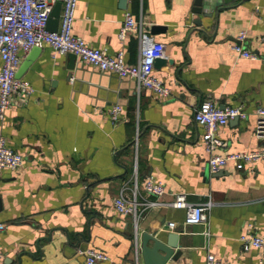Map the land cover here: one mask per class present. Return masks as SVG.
I'll return each instance as SVG.
<instances>
[{"label": "crops", "instance_id": "obj_1", "mask_svg": "<svg viewBox=\"0 0 264 264\" xmlns=\"http://www.w3.org/2000/svg\"><path fill=\"white\" fill-rule=\"evenodd\" d=\"M194 6L195 0L77 3L73 33L111 55L123 50L130 64L138 60L139 43L136 33L120 41L124 13L143 18L144 33L165 45L166 64L153 73L169 87L168 97L138 93L133 79L102 72L72 53H54L49 45L23 56L19 75L34 92L25 105L14 97L0 121L8 147L24 157L21 168L0 175V264H86L78 250L88 248L105 252L113 264H135L138 249L145 264V232L164 242L178 234L181 256L167 264H206L208 253L232 264H264L256 248L244 252L239 240L250 222L264 237V161L253 170L229 166L212 173L204 128L194 118L206 99L220 107L242 104L248 119L219 129L227 145L217 152L264 145L255 132L256 111L264 107V61L231 49L245 30L247 48L264 57V0H205L200 14ZM154 26L160 28L152 33ZM116 103L123 109L112 123L109 110ZM135 172L139 184L151 175L167 190L161 197L166 205L138 221L114 207ZM178 192L192 203H212L206 224H186L185 211L170 206Z\"/></svg>", "mask_w": 264, "mask_h": 264}, {"label": "built area", "instance_id": "obj_2", "mask_svg": "<svg viewBox=\"0 0 264 264\" xmlns=\"http://www.w3.org/2000/svg\"><path fill=\"white\" fill-rule=\"evenodd\" d=\"M61 2L59 26L56 31L47 28L50 14L56 2ZM78 0H0V121L5 119L7 111L13 105V98L20 105L28 103L34 92L32 84L17 76L22 58L33 48L49 45L54 53H72L83 63L96 67L102 72H109L118 77H129L136 82L137 92L149 89L163 97L171 94L161 79L153 71L155 61L164 56L165 45L155 40L152 35L144 33L145 22L142 17L135 18L131 11H125L119 31V39L124 42L130 33H136L139 43V57L136 63H127L125 53L120 50L111 55L106 49L91 47L86 41L73 33L75 11ZM264 39V38H263ZM247 32L242 30L231 49L239 57L253 60H263L258 54L250 51L247 46ZM123 106L113 104L109 110L112 123L120 120ZM195 121L204 128L202 142L209 154L208 167L212 173H217L232 166L235 171L253 170V167L264 161V145L255 150L229 152L220 154L217 151L226 147L227 143L219 135V129L232 119H248L244 105L220 107L212 100L206 99L197 105L194 113ZM255 132L259 139L264 140V107L256 111ZM137 143V139L135 141ZM24 163L21 153L7 145L5 136L0 134V175L5 168L19 169ZM165 185L149 175L142 184L138 183L134 174V183L126 182L114 199V207L120 214H131L138 221L151 208L166 205L161 197L166 193ZM170 206L185 211L186 224H201L208 222V212L212 203H192L187 201L184 193L174 194ZM169 229L175 228L174 222L168 223ZM5 224H0V232ZM208 233V232H207ZM242 251L256 248L261 260H264V237L254 231V224L248 223L244 234L239 238ZM80 255L86 264H113L105 252L95 249H80ZM139 251L135 264H140ZM2 248L0 244V259ZM206 264H232L229 260L207 254Z\"/></svg>", "mask_w": 264, "mask_h": 264}, {"label": "water", "instance_id": "obj_3", "mask_svg": "<svg viewBox=\"0 0 264 264\" xmlns=\"http://www.w3.org/2000/svg\"><path fill=\"white\" fill-rule=\"evenodd\" d=\"M127 1V0H125ZM205 0H195V6L193 11L195 13H202L203 7H204ZM60 12H61V2L58 1L53 7V10L50 14L47 28L50 31H56L59 26V18H60ZM160 27L154 26L152 33H155ZM33 49H40V48H33ZM32 49V50H33ZM172 63V61H170ZM28 63H26L27 65ZM166 64V60L163 57H159L155 61V68H161L163 65ZM17 76L20 77L19 71L17 73ZM121 79H125L126 77H119ZM223 108V107H222ZM158 236V233L151 234V233H143L142 235V254H143V260L145 264H167L170 260H178L181 256V251H175V248H177L179 245L178 243H175V239L179 238L178 234L171 233L167 236V241L164 242L162 239H160ZM152 242V245H149L148 243Z\"/></svg>", "mask_w": 264, "mask_h": 264}]
</instances>
